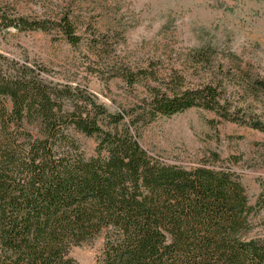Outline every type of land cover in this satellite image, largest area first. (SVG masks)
Instances as JSON below:
<instances>
[{"label": "trees", "instance_id": "obj_1", "mask_svg": "<svg viewBox=\"0 0 264 264\" xmlns=\"http://www.w3.org/2000/svg\"><path fill=\"white\" fill-rule=\"evenodd\" d=\"M77 24L67 12L16 16L0 0V34L55 29L77 45ZM193 59L213 69L209 82L153 88L141 106L110 112L87 89L0 53V264H78L71 248L102 233L99 264H264V236L250 234L253 207L235 171L166 164L138 139L139 121L193 107L264 132L227 85L257 97L264 72L216 69L212 49ZM72 131L96 137L93 155Z\"/></svg>", "mask_w": 264, "mask_h": 264}, {"label": "rangeland", "instance_id": "obj_2", "mask_svg": "<svg viewBox=\"0 0 264 264\" xmlns=\"http://www.w3.org/2000/svg\"><path fill=\"white\" fill-rule=\"evenodd\" d=\"M16 16L55 19L69 13L78 22L81 41L73 45L58 30L0 34V53L27 64L54 83L87 89L110 112L130 111L174 85L209 82L213 69L196 63L198 50H213L212 65L226 70L264 72V0H3ZM182 75L184 78H179ZM129 79V80H128ZM228 95L248 114L264 122V93ZM248 96V97H247ZM141 145L166 164L231 169L239 176L253 207V236H264V132L221 119L193 107L171 116L137 123ZM86 156L96 137L72 131ZM105 234L78 246L70 256L78 264H99Z\"/></svg>", "mask_w": 264, "mask_h": 264}]
</instances>
